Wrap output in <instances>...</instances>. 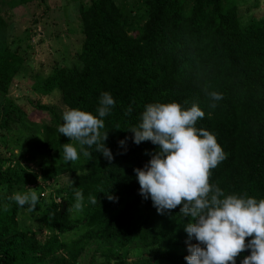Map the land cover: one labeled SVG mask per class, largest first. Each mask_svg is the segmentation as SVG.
Returning a JSON list of instances; mask_svg holds the SVG:
<instances>
[{"label":"trees","instance_id":"obj_1","mask_svg":"<svg viewBox=\"0 0 264 264\" xmlns=\"http://www.w3.org/2000/svg\"><path fill=\"white\" fill-rule=\"evenodd\" d=\"M1 8L0 3V131L18 124L23 137L34 133L35 124L9 91L25 69L24 56L9 43L10 20ZM245 9L238 0H139L134 9L122 0L79 4L83 39L77 60L54 65L34 86L46 95L58 92L68 109L94 115L101 93H110L116 104L103 118L101 132H109L105 144L113 159L93 145L87 148L90 156L78 147L79 158L65 162L62 145L70 138L58 132V113L38 98L28 99L50 111L54 124H43L39 145L48 155L39 170H27L18 160L6 163L11 154L0 155V264H128L133 248L149 254L147 264H187L184 245L195 241L184 230L190 218L179 206L159 214L140 194L134 171L157 150L150 141L135 144L128 131L150 103L177 102L185 108L196 103L205 113L196 127L215 134L226 153L210 183L225 195L264 199V14L244 18ZM210 92L223 98L212 100ZM64 173L68 182L55 196L38 193L33 210L49 232L40 239L18 221L19 209L29 206L11 197L38 175L46 181ZM77 191L83 194L80 209L75 208ZM72 210L80 214L83 230L64 240L59 232L76 224ZM249 254L241 253L236 264Z\"/></svg>","mask_w":264,"mask_h":264},{"label":"clouds","instance_id":"obj_2","mask_svg":"<svg viewBox=\"0 0 264 264\" xmlns=\"http://www.w3.org/2000/svg\"><path fill=\"white\" fill-rule=\"evenodd\" d=\"M208 95L212 100L223 98L217 92ZM115 104L110 93L102 92L98 115L78 108L63 112L58 132L70 138L69 143L62 145L65 162L79 158L78 147L85 157L90 156L87 148L93 145L106 159H113L105 144L109 132L101 130L105 127L103 118L110 115ZM130 112L131 108L125 115ZM204 115L196 103L187 108L177 102L145 106L139 124L128 130L134 134L135 144L150 141L157 146L148 163L134 169L139 192L144 199H151L159 214L179 206L180 213L190 218L184 230L188 239L196 243L188 244L189 254L184 258L187 264H236L237 257L246 250L250 254L241 264H264V199L246 194L225 195L219 186L210 183L212 170L226 159V153L215 134L196 127ZM75 195V208L80 209L83 194L77 191ZM11 199L33 210L38 195L28 187V191L16 192ZM90 200L96 203L95 197Z\"/></svg>","mask_w":264,"mask_h":264},{"label":"rangeland","instance_id":"obj_3","mask_svg":"<svg viewBox=\"0 0 264 264\" xmlns=\"http://www.w3.org/2000/svg\"><path fill=\"white\" fill-rule=\"evenodd\" d=\"M87 1L32 0L11 6L8 3L9 0H0L1 9L10 20L9 43L19 49L24 56L25 64V69L14 79L9 92L17 104L20 103L27 109L25 118L35 124L32 129L34 133L23 137L18 124L14 125L13 129L0 131V155L11 154L12 158L6 163L12 164L18 160L27 170H39L41 163L48 155L46 148L39 144L43 136V124H54L53 114L48 110L38 109L30 102L28 103V99L38 98L40 103L51 106L59 115V123L55 125L59 126L63 123V112L68 108L59 93L53 92L46 95L38 91L34 85L38 79L47 75L54 65H71L77 60V52L83 39L78 7L81 2ZM122 1L126 7L134 9L139 0ZM238 3L244 9L249 5V8L245 9L244 18L248 15L264 14V0H238ZM68 179L67 173L46 181L38 175L33 181L24 183V189L19 192L28 191L30 187L34 188L37 195L42 192V196L48 198V194L55 196L58 187L66 184ZM1 190L4 191L2 188ZM55 198L59 200L57 195ZM38 215L35 210L21 208L17 217L22 227L29 228L38 238L43 239L49 232L39 223ZM70 215L76 224L71 230L59 232V237L64 240L78 236L83 230L80 214L72 210ZM195 243L196 241H188L184 245V250L188 251V244ZM148 256L149 254L141 249L133 248L128 256V264H147ZM163 262L161 260V264Z\"/></svg>","mask_w":264,"mask_h":264},{"label":"water","instance_id":"obj_4","mask_svg":"<svg viewBox=\"0 0 264 264\" xmlns=\"http://www.w3.org/2000/svg\"><path fill=\"white\" fill-rule=\"evenodd\" d=\"M64 206H65V202L62 203V206H61V212L63 211Z\"/></svg>","mask_w":264,"mask_h":264}]
</instances>
